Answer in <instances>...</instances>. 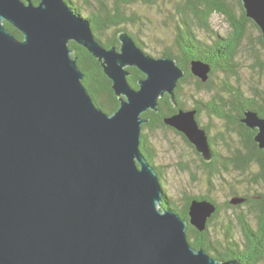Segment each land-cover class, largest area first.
<instances>
[{
	"label": "water",
	"instance_id": "obj_1",
	"mask_svg": "<svg viewBox=\"0 0 264 264\" xmlns=\"http://www.w3.org/2000/svg\"><path fill=\"white\" fill-rule=\"evenodd\" d=\"M240 1L264 41V0ZM118 41L103 47L65 0H0V264H240L190 245L188 226L204 231L215 205L193 199L188 220L163 207L160 178L140 151L149 122L142 115L158 112L168 95L177 111L163 123L203 161L213 159L196 110L176 103L185 71L173 58L145 53L126 31ZM70 42L96 58L111 80L119 100L114 113L94 104ZM128 68L144 75L137 88ZM210 70L190 62L201 82ZM240 122L256 131L253 140L264 151V117L245 110Z\"/></svg>",
	"mask_w": 264,
	"mask_h": 264
},
{
	"label": "trees",
	"instance_id": "obj_2",
	"mask_svg": "<svg viewBox=\"0 0 264 264\" xmlns=\"http://www.w3.org/2000/svg\"><path fill=\"white\" fill-rule=\"evenodd\" d=\"M31 1L35 4L39 2V0ZM65 1L75 13L89 21L94 36L107 49L119 46L118 34L122 31L128 32L141 48H147L145 41L140 36L142 30L135 32L131 27H128L134 22H138V18L134 16V13L127 12L128 8L141 5L157 8L160 10L161 15L167 12L164 14V25L162 26L170 32L172 43L162 50H151L154 54H157L155 58L168 57L175 59L178 66L185 71V76L178 81L175 90L178 109H195L199 125V117L202 112H205L221 120L227 129L235 131V134H237L238 140L235 145L229 146L227 144L229 153L224 158L221 167L212 169L213 164L219 161V154L214 147V138L209 136L208 127L200 125L207 133L213 153V159L210 162H205L181 133L163 123L164 117L171 116L177 111L171 103L170 97L164 95L158 101V112L148 111L142 115L143 118L149 119V122L142 126L140 143V151L147 161L155 167L159 178L161 172L160 168L154 164V151L145 133L147 129L170 130L179 135L199 157L201 164L208 170L210 178H215L223 173L237 172L240 175H247L250 184L254 187H257L261 180L264 182V151L258 149L253 140L254 132L240 122L245 110L255 111L261 117H264V87H254L252 93L247 96L238 84L232 83V79L238 78L236 58L245 41L248 25L256 29L258 33L257 41L264 51L261 32L254 22L245 16L240 0ZM162 6L166 8V11L161 10ZM215 14L223 16L228 23L230 31L227 34L219 35L212 30L210 18ZM4 26L16 39L21 40L23 38L22 34L10 24L4 22ZM200 35H204L206 38ZM69 47L73 50L72 57L77 58L78 68L84 75L82 84L94 104L107 114L114 113L119 107V100L115 96L112 90V82L104 74L101 64L82 46L70 42ZM192 60L202 61L210 65L211 70L206 82H201L190 73V62ZM255 60L254 66L250 68L255 69L257 74H261L264 81V62L259 61L258 54ZM128 71L130 72V76L127 78L129 84L137 88V81L144 78V75L136 68H128ZM218 76L219 82H215V78H218ZM187 83H191V86L198 93L212 92L213 96L206 102L191 96L193 106L188 108L185 105L186 96L182 92L183 85ZM257 166L260 167V171L255 174L254 167ZM262 188L264 189V187ZM262 194L264 195V190ZM164 195L165 204H163V207H170L186 220H188V207L193 199L211 200L203 196H185L183 208L177 209L165 190ZM229 202H226L225 206L231 208ZM261 213H263L264 222V202L261 206ZM217 216L218 211L212 217V220H215ZM237 219L241 229L240 243L236 241L234 232L223 231L219 246L216 247L209 239V235L204 234V232L199 233L191 226L187 228L188 242L192 247L202 248L220 261L237 260L241 264H264V224L262 223L259 230H256L242 216ZM203 237L206 239L208 237L207 242Z\"/></svg>",
	"mask_w": 264,
	"mask_h": 264
},
{
	"label": "rangeland",
	"instance_id": "obj_3",
	"mask_svg": "<svg viewBox=\"0 0 264 264\" xmlns=\"http://www.w3.org/2000/svg\"><path fill=\"white\" fill-rule=\"evenodd\" d=\"M161 8V10L166 11L165 7L162 6ZM127 10L128 13H134V16L138 18L139 23L134 22L128 27H131L135 32L142 30L140 36L147 45V48L142 47L145 53L155 57L157 54H154L153 50H162L172 43L170 32L162 26L164 25V14L167 12L161 15L159 9L141 5H134ZM210 26L219 35H225L230 31L224 17L218 14L210 18ZM246 32L245 41L236 58L238 78L232 79V83L238 84L245 95L249 96L254 87H264L262 75L250 68L254 66L257 54L259 61L264 62V51L257 41L256 29L248 25ZM200 36L206 38L204 35ZM215 79V82H219V76ZM182 92L186 96L185 105L188 108L193 106L191 96L204 102L213 96L212 92L198 93L191 86V83L184 84ZM199 120L200 125L208 127L209 136L214 138V147L219 154V161L212 166V169H219L229 153L227 144L229 146L235 145L238 140L237 134L235 131L227 129L221 120L205 112L201 113ZM145 133L154 151V164L160 168L161 185L174 207L183 208L185 196H208L221 206V215L214 221L209 230V237L213 245L219 246L226 223L229 220L236 222L235 217L244 213L246 209H228L225 207V203L244 193L263 192V188L254 187L250 184L247 175H240L237 172L223 173L215 178H210L208 170L201 164L199 157L173 131L154 128L145 130ZM234 234L236 241L240 243L241 235L237 231V226H235Z\"/></svg>",
	"mask_w": 264,
	"mask_h": 264
},
{
	"label": "flooded vegetation",
	"instance_id": "obj_4",
	"mask_svg": "<svg viewBox=\"0 0 264 264\" xmlns=\"http://www.w3.org/2000/svg\"><path fill=\"white\" fill-rule=\"evenodd\" d=\"M244 125V124H243ZM251 130V129H250ZM252 131V130H251ZM254 132V134L256 133V131H252ZM214 165V164H213ZM260 171V167H254V172L256 174V172H259ZM260 184L257 185V186H260V187H264V182L261 180L259 182ZM264 190V189H263ZM263 194L262 192L260 193H255V194H250V193H244L242 196H237V198H242L244 199V201L240 204H237V205H232L230 202V206L231 208H228V209H232V210H238V209H242V208H246L244 213H242L241 215L238 214L236 217H235V221H232V220H229L227 223H226V226H225V229H223V231H232L234 232L235 230V226H237V231L239 232V234L241 233V229H240V224H239V221L237 218L239 217H243L245 218V220L247 221V223L249 225H251L252 228L256 229V230H259V226L262 225V223L264 224L263 222V213H261V206H263ZM203 197H208V196H203ZM210 198V197H208ZM211 199V198H210ZM208 200V199H206ZM210 202H212L215 207H216V210L215 212L212 214V216L210 218H208L207 220V223H206V227H205V230L202 231L204 232V234H207V235H210V227L213 225L214 221L216 219L219 218V216L221 215V206L216 203L215 201H213L212 199L211 200H208ZM262 202V204H261ZM220 210H219V209ZM217 211H218V216L216 217L215 220H212V217L217 214ZM189 219V217H188ZM212 220V221H211ZM190 226V225H189ZM192 228H194L193 226H191ZM195 229V228H194ZM196 230V229H195ZM197 231V230H196ZM199 232V231H197ZM201 233V232H199ZM223 233V232H222ZM203 239H205V241L207 242L208 240V237L207 239L205 237H203ZM209 239L211 240V238L209 237ZM240 263V262H239ZM241 264V263H240Z\"/></svg>",
	"mask_w": 264,
	"mask_h": 264
}]
</instances>
